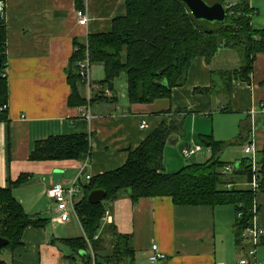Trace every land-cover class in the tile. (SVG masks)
Here are the masks:
<instances>
[{"label": "crops", "instance_id": "crops-1", "mask_svg": "<svg viewBox=\"0 0 264 264\" xmlns=\"http://www.w3.org/2000/svg\"><path fill=\"white\" fill-rule=\"evenodd\" d=\"M3 1L9 103L8 119L0 123V187L10 186L21 174H30L13 193L27 213L49 220L45 227L28 226L17 248L3 247L0 259L5 264H86L82 258L86 252L76 255L71 247L60 242L78 236L68 232L74 216L65 223L54 219L55 203L47 194V188L56 181L54 172L59 170L58 181L66 187L77 182L79 201L89 182L87 175L94 177L122 166L129 152L168 118V114L161 113L166 109L179 111L183 120L180 133L167 140L166 171L175 172L184 165L201 162L197 161V154L204 148L211 157V149L203 145L201 135L212 134L215 140L226 143L220 154L225 164L240 166L244 159L251 160V154L244 151L250 142L256 148L257 159H262L263 53L256 56L251 83L233 80L230 96L224 92L216 95L196 91L210 87L213 81L222 86V73L240 68L239 52L222 47L210 62L196 57L186 83L173 89L171 99L154 103H130L125 72L114 79L112 90L104 87L105 64L91 62L89 82L82 78L79 90L85 98L98 96L97 100L88 106H72L68 66L76 48L74 41L86 42L92 34L110 32L114 18L127 13L125 0H87L88 23L84 25L78 22L76 0ZM249 2L258 11L252 17L253 27L264 29V0ZM220 104L232 111L220 110ZM252 109L256 112L252 113ZM89 110L91 118L85 114ZM225 115L232 118L226 119ZM143 121L146 127L141 126ZM69 133H85L90 137L89 164L83 175H79L82 160H30L36 142ZM196 145L201 149L191 156H180L185 146ZM235 180L236 187L250 186L244 173L237 174ZM255 201L259 208L257 220L264 227V192H258ZM107 210L109 222L120 232L131 235L134 264H150L153 244L165 254L158 264H238L248 246L246 242L241 247L237 244L234 225L238 216L234 204L176 205L169 196L142 197L133 203L125 192L108 201ZM258 250L260 255L264 254V236Z\"/></svg>", "mask_w": 264, "mask_h": 264}, {"label": "trees", "instance_id": "trees-1", "mask_svg": "<svg viewBox=\"0 0 264 264\" xmlns=\"http://www.w3.org/2000/svg\"><path fill=\"white\" fill-rule=\"evenodd\" d=\"M87 0H76L78 9L85 10ZM215 3L221 0H206ZM235 1L227 9L224 22L196 19L182 0H125L127 13L115 17L110 32L92 34L86 42L74 41L75 50L69 59L68 82L72 92L69 104L88 106L97 97L85 98L79 85L82 77L78 63L88 58L90 63L100 61L105 64L104 87L113 89V81L121 73L128 76V98L130 103H154L157 100L171 99L175 87L186 83L193 60L204 57L208 62L222 47L234 48L239 52L240 68L222 73L224 83L218 87L213 81L210 87L197 88L198 93L231 95L232 82L239 79L251 83L254 62L258 53L264 54V29H255L252 17L258 11L249 0ZM6 24L0 20V123L8 119L9 82L5 73ZM104 91V90H103ZM101 91V93H103ZM103 97V96H100ZM220 110L232 111L229 106ZM164 120L136 149L129 152L127 161L114 170L91 177L84 186V196L77 201L76 210L83 229V235L60 239L82 256L86 264H134L135 250L131 235L120 232L114 223H103L107 210L105 201L116 200L125 192L133 203L142 197L169 196L176 205H224L234 204L237 217L234 231L238 246H242V233L252 224V211L255 196L264 192V150L260 166L259 188L236 187L237 174H246L251 180L250 158L244 159L232 176L227 177L220 159L226 143L215 140L213 135H201L203 145L211 149V157L199 163L184 165L175 172L166 171L164 150L168 138L180 133L183 127L181 113L166 109ZM91 143L85 133L51 135L36 142L30 152V160H84L90 156ZM30 174H21L10 182L8 187H0V236L7 238L9 249L22 244V236L28 226L45 227L48 218L25 211L15 197L13 189L24 184ZM234 175V176H233ZM227 184H231L228 188ZM103 189L105 199L91 204L88 195L91 191ZM236 213V214H237ZM109 241V252L106 242ZM3 247H0L2 250ZM93 251V255L92 252ZM94 256V258H93ZM0 264H5L0 259Z\"/></svg>", "mask_w": 264, "mask_h": 264}, {"label": "built area", "instance_id": "built-area-1", "mask_svg": "<svg viewBox=\"0 0 264 264\" xmlns=\"http://www.w3.org/2000/svg\"><path fill=\"white\" fill-rule=\"evenodd\" d=\"M235 1H225L226 10L231 6L235 5ZM6 5L3 0H0V20L5 16ZM78 22L80 24L88 23V14L86 10L78 9L76 11ZM79 66V74L81 77L89 82V70H90V61L88 58L78 63ZM223 108V106H221ZM252 113L256 112V109L251 110ZM88 118H91L90 110L85 113ZM142 127H146L147 123L145 121L142 122ZM201 147L196 145L194 147L185 146L183 148V154L187 156H191L196 151L200 150ZM244 151L248 154H251V180L249 182L250 187L254 191H258L259 188V174H260V166L258 163L256 148L252 142L246 144L244 146ZM89 164V158L82 160V164L80 167L79 175H83L87 166ZM222 170L225 175L234 174L236 170L235 164H225L222 167ZM91 178L90 175H87V179ZM227 187L230 188L231 184H227ZM79 186L77 182H74L71 186L66 187L62 181H54L48 188L47 194L53 199L55 203V211L56 216L55 220L60 223H65L70 220L71 216H75L78 220V213L76 210L77 203V195L79 194ZM258 205L256 201L253 203L252 211L254 213V219L251 225L245 228L242 233L243 236V244L246 242L248 246L244 248V254L239 258L238 264H264V254H259V246L261 244L262 238L264 236V227L258 222L257 214H258ZM242 212H238L237 216L241 217ZM110 211L106 210L103 216V223L109 222ZM153 252L149 257L150 264H158L160 260L165 258V254L159 249L157 244H153L152 246ZM92 255L93 251L91 250ZM94 258V256H93ZM95 264V262H93Z\"/></svg>", "mask_w": 264, "mask_h": 264}, {"label": "water", "instance_id": "water-1", "mask_svg": "<svg viewBox=\"0 0 264 264\" xmlns=\"http://www.w3.org/2000/svg\"><path fill=\"white\" fill-rule=\"evenodd\" d=\"M187 7L190 9L191 13L196 19H203L207 21H219L224 22L227 17V10L224 4V0L208 3L206 0H182ZM2 66V53L0 50V68ZM58 171L54 172V179L58 181ZM107 195V192L103 189H96L89 193L88 201L91 204H98L102 202ZM9 244V240L0 236V247H5Z\"/></svg>", "mask_w": 264, "mask_h": 264}, {"label": "rangeland", "instance_id": "rangeland-1", "mask_svg": "<svg viewBox=\"0 0 264 264\" xmlns=\"http://www.w3.org/2000/svg\"><path fill=\"white\" fill-rule=\"evenodd\" d=\"M224 118L228 119V118H232V117L230 115H228V116L225 115ZM234 154H236V153H233V156H234ZM183 155H184L183 153L180 154V156H183ZM197 156H198V159H199L197 161H201V162L203 161L204 162V161H206V159L209 158V153L207 152V149L204 148V150H202L200 153H198ZM183 157H186V156L184 155ZM105 203H107V201H105ZM68 232L70 234H72V236H81V235H83V231L81 229L80 223H79L78 219L75 216H74V221H73L72 227H70L68 229ZM106 245H107V248H108V250L110 252L111 251V245L109 244V241L106 242Z\"/></svg>", "mask_w": 264, "mask_h": 264}]
</instances>
